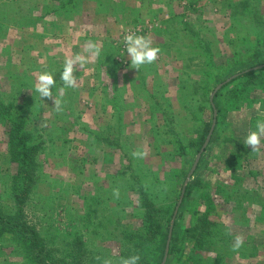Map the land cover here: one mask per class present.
Here are the masks:
<instances>
[{
    "label": "rangeland",
    "instance_id": "rangeland-1",
    "mask_svg": "<svg viewBox=\"0 0 264 264\" xmlns=\"http://www.w3.org/2000/svg\"><path fill=\"white\" fill-rule=\"evenodd\" d=\"M47 1L0 0V98L42 145L25 213L46 263L119 264L135 254L143 255L138 264L148 263L157 240H146L143 192L169 233L174 222L180 231L200 224L205 212L215 222L211 235L199 246L184 245L173 264H264V138L258 153L243 143L264 120V92L243 102L249 83L223 91L221 140L204 151L189 178L197 154L187 148L208 115L206 84L213 87L214 76L233 73L264 47V0H60L56 14L57 0L43 11ZM129 32L162 50L138 72L123 42ZM88 40L101 42V55L77 70V85L65 90L57 113L34 91L36 75L55 72L58 95L65 59L84 53ZM4 126L0 119V205L11 211ZM232 135L239 144L224 141ZM136 150L147 157L134 159ZM197 178L199 212L180 218L184 184ZM11 235L0 237V264H31ZM236 235L244 237L239 252L231 250Z\"/></svg>",
    "mask_w": 264,
    "mask_h": 264
},
{
    "label": "trees",
    "instance_id": "trees-1",
    "mask_svg": "<svg viewBox=\"0 0 264 264\" xmlns=\"http://www.w3.org/2000/svg\"><path fill=\"white\" fill-rule=\"evenodd\" d=\"M56 2L59 4L54 10L52 9L53 3L51 1V3L43 5V11L53 10V13H59L64 7V3H62V1L60 0H57ZM2 5L4 7L8 4L5 3ZM191 32L193 33V31ZM193 36L198 39L201 35L200 33H193ZM202 41L203 40L201 39L196 40V42L199 43H202ZM199 43H196V46ZM203 50L207 59H209L210 56L208 53V49L206 48V50ZM236 64L238 68L233 73L230 72V74L222 78L220 75L214 76L213 87L206 84L205 94L208 99V115L205 121L201 122V126L198 129H195V137L191 139L187 145V148H189L195 154H198V152L202 148L210 131L214 120V110H216V123L205 150H207L212 145V143H217L219 140H221L219 127L221 126L220 117L223 110L222 96L223 91L226 88L228 89L230 86L239 84L241 82H246L247 84L249 83V85L243 90L240 96L243 102L248 101L249 97L252 95V92H264V85H262L261 83L264 77V47L261 50L258 49L254 53H252L251 59H249V61H240ZM246 68H250V70L245 71ZM233 75H235V77L227 81L226 84H224V86L215 93L212 102H210L209 96L213 92L214 86L223 79ZM255 87H258L259 89H255ZM12 108L13 106L11 104H4L0 98V119L1 123L5 125L4 163L6 164V168L9 171V189L13 203V208L11 211L4 210L0 205V237H3V235H5L6 233H11L12 241L16 244L17 247L21 248L31 264H47L45 259L41 256V254H43L44 252V245L43 243L39 242L40 238L36 234L35 230L31 227V225H29L25 213L26 204L29 201L31 193L36 187L38 173L37 157L41 151L42 145L41 143H36L34 141L33 136L27 129V125L24 119L19 114H15ZM224 141H229L231 144H239L237 143V138H235L233 135L229 137V139H225ZM180 149V153L184 155L185 148L180 146ZM202 185L203 184L201 182V179L197 178L193 182L189 181L185 185V187H183V199L180 205L181 207L178 211L180 212V218H183L185 214H190L191 216L192 214H198L199 208L201 207V204L199 202L200 199L194 200L193 194L194 192H197ZM138 200L144 208L143 220L146 224V240L148 242H155L157 240L155 254L152 259L146 264H161L164 258L165 250L167 248V241L169 239V226L162 228L161 223L158 220V210L153 202L149 199L147 194L143 192L139 193ZM199 219L200 224H196L194 226H191L190 228H186L183 231H180L178 223L174 222L171 233L172 236L170 237V241L168 244L166 264H173L178 256H180V258L183 257V253L186 250V247H184V245L192 244L195 246L197 244L199 246V242H201L200 240H202L203 238L205 239L207 235H211V227L215 225V222L209 221L208 214L206 212L202 214ZM28 242L29 244H31L32 249H37L36 253L27 251ZM73 256V260H77L80 258L79 253H76ZM142 257L143 255L141 256V259Z\"/></svg>",
    "mask_w": 264,
    "mask_h": 264
},
{
    "label": "clouds",
    "instance_id": "clouds-1",
    "mask_svg": "<svg viewBox=\"0 0 264 264\" xmlns=\"http://www.w3.org/2000/svg\"><path fill=\"white\" fill-rule=\"evenodd\" d=\"M126 47V54L130 59L131 68L137 72L141 67L153 64L160 56L162 50L159 47L153 46V41L145 35H137L129 32L124 36L123 40ZM102 51L101 42L92 40L86 41L84 45V53H75L64 61L63 70L60 73V80L63 86L58 88V95L54 96L53 90L57 89L58 85L54 79L55 72L43 71L36 75L34 91L41 98L50 100L53 104V111L61 113L64 108L65 101L63 99L67 88H75L77 85V77L75 73L78 69H83L90 61L97 60ZM105 73V72H104ZM105 76L107 77L106 73ZM46 126V125H43ZM264 138V120H258L255 124V130H250L248 135L243 140L246 147L251 148V153H258ZM148 155L147 151L136 150L132 152L134 159H144ZM113 197L119 199V189H113ZM244 245L243 235H236L231 246L233 252H239ZM215 256V253H211ZM97 259H100L97 257ZM141 257L138 254L131 255L126 258H121L119 264H138ZM103 264H112L110 259H105Z\"/></svg>",
    "mask_w": 264,
    "mask_h": 264
},
{
    "label": "water",
    "instance_id": "water-1",
    "mask_svg": "<svg viewBox=\"0 0 264 264\" xmlns=\"http://www.w3.org/2000/svg\"><path fill=\"white\" fill-rule=\"evenodd\" d=\"M234 77H235V76H234ZM234 77H231L229 80H231V79L234 78ZM229 80H227V81H229ZM227 81H226V82H227ZM221 86H222V84L219 85L218 87H216V89H215V90L213 91V93L211 94V96H210V100H211V102H212V100H213V97H214L215 93L221 88ZM212 105H213V103H212ZM213 107H214V105H213ZM215 117H216V110H214V120H213L212 126H211V128H210V131H209V133H208V135H207V137H206V140H205V142H204L202 148L200 149V151L198 152V154H197V156H196V158H195V161H194L193 166H192V169H191V171H190V173H189V175H188V178H189V177L191 176V174L195 171V169H196V167H197V165H198V162H199V160H200V157H201L202 153L204 152L205 148L207 147V145H208V143H209L210 137H211V135H212V132H213V129H214V127H215V123H216V118H215ZM188 181H189V179H188ZM186 183H187V180H186V182H185V184H184V187H185ZM183 194H184V189H183L182 195H183ZM171 232H172V227H171V229H170L169 239H168V241H167V248H166V250H165V254H164V258H163V262H162L161 264H165V261H166V259H167L168 244H169V241H170Z\"/></svg>",
    "mask_w": 264,
    "mask_h": 264
},
{
    "label": "crops",
    "instance_id": "crops-1",
    "mask_svg": "<svg viewBox=\"0 0 264 264\" xmlns=\"http://www.w3.org/2000/svg\"><path fill=\"white\" fill-rule=\"evenodd\" d=\"M51 1H54V0H49V1H47V2L49 3V2H51ZM48 3H45V4H48Z\"/></svg>",
    "mask_w": 264,
    "mask_h": 264
}]
</instances>
